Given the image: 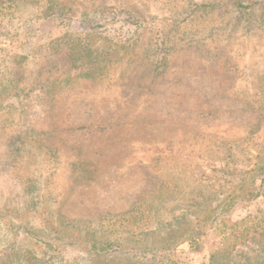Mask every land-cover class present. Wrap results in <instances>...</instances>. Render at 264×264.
<instances>
[{
  "label": "rangeland",
  "instance_id": "1",
  "mask_svg": "<svg viewBox=\"0 0 264 264\" xmlns=\"http://www.w3.org/2000/svg\"><path fill=\"white\" fill-rule=\"evenodd\" d=\"M263 154L264 0H0V264H89L88 228L141 202L161 232L185 224L195 177L226 193ZM261 210L232 221L253 236ZM208 243L180 257L210 264Z\"/></svg>",
  "mask_w": 264,
  "mask_h": 264
},
{
  "label": "trees",
  "instance_id": "2",
  "mask_svg": "<svg viewBox=\"0 0 264 264\" xmlns=\"http://www.w3.org/2000/svg\"><path fill=\"white\" fill-rule=\"evenodd\" d=\"M77 45L84 49L83 52L90 51L91 54L92 47L83 37H79L71 45V52ZM90 58H83L86 60L83 64L87 62L81 74L83 76L97 69L95 59ZM163 61L164 55L161 58L162 63ZM194 180L196 185L186 207L189 211L182 214L184 218L188 214L190 217L186 219L185 224L178 221L175 227L169 228L168 231L161 232L155 223L151 222L152 219L149 220L150 216H146V213L152 212L151 206H155L152 202H149V205L141 202L138 207V204L133 205L131 209L119 215L100 216L93 229L88 228L89 231L83 235L84 239L78 242L86 253L89 264H188L180 257V245H187L189 250L197 252L204 249L211 239L213 247L210 250V264H221V261L227 259L239 245L252 239L260 244L259 252L264 253V211L261 210L253 216L256 220L253 236H250L247 229L240 228L244 219L232 221L235 210L245 208L264 196V154L242 173L232 189L221 193L222 195L218 191L213 192V186L205 184L201 177L197 176ZM174 188L171 191V185H156L151 193L154 194V200L157 197L167 199L170 193L177 192L176 187ZM179 188L182 192L183 187ZM257 234L261 239H257ZM33 238L35 242H43L37 236ZM44 245L48 248L54 247L52 243ZM27 254L31 264H52L54 258V254L40 257L33 250Z\"/></svg>",
  "mask_w": 264,
  "mask_h": 264
}]
</instances>
